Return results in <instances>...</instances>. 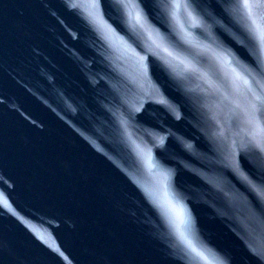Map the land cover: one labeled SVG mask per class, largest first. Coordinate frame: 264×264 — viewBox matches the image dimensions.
Segmentation results:
<instances>
[{"label":"snow or ice","instance_id":"1","mask_svg":"<svg viewBox=\"0 0 264 264\" xmlns=\"http://www.w3.org/2000/svg\"><path fill=\"white\" fill-rule=\"evenodd\" d=\"M111 3L112 0H104L105 5ZM115 5L120 12L118 19L131 34L129 39L136 37L144 41L143 54L133 50L142 75L148 74L151 56L179 82L178 87L183 82H198L196 88H185V92L198 93L193 102L211 121L213 131L205 135L217 154L216 163L233 175L248 195L264 204V163H257V159L264 161V75L258 77L247 69L240 70L235 54L218 43L214 35L217 31H228L224 21H234L264 58V0H211L210 3L208 0H157L156 3L115 0ZM65 7L78 10L81 6L75 0H65ZM90 7L93 11L85 19L96 24L105 39H116L131 49L125 37L103 20L102 0H92ZM154 9L158 11L153 19L161 21L163 32L150 19ZM237 42L244 43L242 39ZM157 91L160 98L155 102L172 110L180 119L172 102ZM163 143L161 138L159 146ZM181 144L187 152L196 153L193 143L181 140ZM145 157L151 166L152 149H147ZM197 175L212 182L206 174ZM164 211L179 218L180 224L190 230V220L185 217L182 204L169 201ZM192 251L196 249L192 247ZM254 254L264 261V256Z\"/></svg>","mask_w":264,"mask_h":264},{"label":"water","instance_id":"2","mask_svg":"<svg viewBox=\"0 0 264 264\" xmlns=\"http://www.w3.org/2000/svg\"><path fill=\"white\" fill-rule=\"evenodd\" d=\"M5 12L4 7L0 9V12ZM6 16L5 18H10ZM240 195L239 190H234L231 193V197ZM229 208H231L229 206ZM71 212L68 213L67 222H70ZM84 224L86 226V218L83 217ZM196 225L198 226V231H190L186 230L182 231L183 236L181 235L179 246V255L181 260H171L174 261L175 264H264V261L257 258V255L254 253L260 254L264 256V221L258 222L256 225L249 226L246 225L245 233L246 236L243 238L236 239V242L225 243L224 236H219L214 232L218 225H214L211 230L206 231L203 224L197 221ZM206 232L210 235L206 234ZM189 242H191V247L189 246ZM212 245L209 247V245ZM15 246V244H13ZM13 246L9 245V248ZM39 244L37 241L32 243L33 249H37ZM152 247V242L148 247ZM224 246V247H223ZM52 249L54 248L53 244H51ZM192 247L196 249V251H192ZM223 247V248H222ZM229 251L228 255L223 254V249ZM201 254H198L200 253ZM167 255L161 253V255H156L155 252H151L149 255L148 264H158V258H164L166 260ZM227 258V259H226Z\"/></svg>","mask_w":264,"mask_h":264}]
</instances>
